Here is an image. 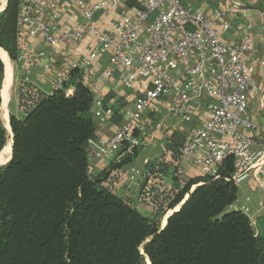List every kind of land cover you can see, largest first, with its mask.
<instances>
[{"label":"trees","instance_id":"trees-1","mask_svg":"<svg viewBox=\"0 0 264 264\" xmlns=\"http://www.w3.org/2000/svg\"><path fill=\"white\" fill-rule=\"evenodd\" d=\"M126 5L141 8L137 0ZM18 13L19 0H6L0 12V50L14 63L20 59ZM2 79L0 60V105ZM62 84L52 94L30 84L18 88L24 116L9 117L11 160L0 170V264H264V230L229 209L237 199L232 157L215 179L191 178L185 187L172 179L167 193L153 194V218L147 217L104 186V174L88 175L89 143L99 126L91 113L94 92L77 69ZM101 102L112 111L111 123L124 122L121 108L127 104L113 91ZM184 143L181 132L171 131L165 162L147 163L145 171L165 177L177 167ZM5 144L0 116V152ZM139 151L133 148L121 165ZM186 195L160 230L156 219Z\"/></svg>","mask_w":264,"mask_h":264},{"label":"built area","instance_id":"built-area-1","mask_svg":"<svg viewBox=\"0 0 264 264\" xmlns=\"http://www.w3.org/2000/svg\"><path fill=\"white\" fill-rule=\"evenodd\" d=\"M125 1L98 0L88 6L85 0H19L18 39L23 35L38 38L49 49L36 56L34 68L59 66L49 94L62 89L74 69L88 75L92 61L104 56L110 57L111 69L104 74L108 80L115 77L128 90L136 81L143 83L113 135L89 143L88 175L96 176L94 163L99 158L114 160L120 152L143 150L151 128L160 127L159 119L171 118L181 123L185 140L180 160L191 159L202 176L215 179L218 168L232 157L234 184L256 175L264 191V85L259 87L254 79L258 70L264 74V43L247 36L237 43L222 39L232 26L227 16L238 12L241 4L234 1L230 9L207 16L185 7L181 0H137L141 8L129 14ZM110 10L118 14L106 21ZM258 16L262 20L264 13ZM248 19L243 13L246 28H250ZM72 20L75 26L67 27ZM84 41L86 57L72 62L60 56L61 46L73 50ZM86 83L94 92L91 113L100 130L112 111L102 108L94 83L87 79ZM71 93L72 89L66 91ZM249 97L257 100L261 125L252 116ZM168 136V132L161 134L158 162L168 156ZM256 139L263 140L256 143ZM180 162L165 177L185 187L187 178ZM120 176L138 186L155 210L152 185L164 177L151 176L144 167L127 168ZM260 211L264 217V204ZM247 219L253 227L255 215L248 214Z\"/></svg>","mask_w":264,"mask_h":264},{"label":"crops","instance_id":"crops-1","mask_svg":"<svg viewBox=\"0 0 264 264\" xmlns=\"http://www.w3.org/2000/svg\"><path fill=\"white\" fill-rule=\"evenodd\" d=\"M97 1L98 0H85V2L88 3V6H91V4L96 3ZM234 1H238L239 4H241V7L239 8L238 12H232V14L227 16L226 19L232 24V26L222 35V39L230 43H237V40L241 36H247L257 43H264V18L260 20L258 16L261 12L264 13V0H181L185 7L187 6L188 8H191L197 12H201L207 16H211L214 11L217 10L224 11L230 9ZM124 6L128 13L132 14L134 7L127 6L126 1ZM243 13L249 18L248 22L250 28H246L244 23L241 21V16ZM117 14L118 10H110L104 19L108 21L116 17ZM74 26V20L67 22V27L73 28ZM87 46L88 45L86 41H84L81 46L73 50L61 46L58 48V51L62 58H66L74 62L86 57ZM18 47L20 59L17 63L10 61L7 56L10 67L11 86L8 91L6 107L9 112L12 101L11 99L14 97L17 108L16 111L14 110L15 112H10L13 116L21 118L24 116V114L18 106V86L21 84H30L38 91L49 94L53 89V81L59 72V66L55 64V66L49 70H46L42 67L34 68L36 56L41 52H47L49 50L48 47L45 46L38 38L33 39L23 35L18 39ZM0 60L3 64V79L1 86L2 94L3 81L5 78V65L1 57ZM92 64L93 66L90 72L88 75H86L88 83H94V91L100 95L101 99L106 93L112 91L117 96V98L122 99V101L127 104L121 108V115L123 116L124 110L127 109L131 104L133 96L132 92H138L141 90L143 83L141 81H136L134 88L128 90L123 88V86L117 81L115 77L112 78V80H108L104 74L106 71L111 69L110 57L104 56L96 58L92 61ZM28 69L30 70L29 75L26 74ZM254 79L259 87L264 85V74H262L261 70H258L255 73ZM249 103L252 116L254 117L256 123L261 125L262 118L257 112V100L251 97L249 99ZM108 119L109 117L106 119L107 121L104 122L102 128L96 131L95 138L108 140V138L111 137L115 130L122 124L111 123ZM159 122L161 123L160 127L151 128V131L147 137V146L144 147L143 150H140L135 157H133L131 163L121 165L125 157L131 156L132 152H120L119 159L114 160L99 158L94 163V174L96 176L104 174L106 177V180L103 182L104 186L110 187L115 192V194H119L121 197L128 198L131 207L137 209L147 217H152L153 212L150 205L143 199L140 188L138 186L129 184L126 179L121 178L120 174L127 168L135 166L139 169H142L147 163L157 161L160 158L158 144L161 141V134L163 132L170 133L174 130L181 132V123L178 120L162 118V120L159 119ZM262 140L256 139V143H261L260 141ZM180 161L181 168L184 170L187 180H190L191 178L204 177L200 174L199 169L193 164L191 159H181ZM258 180V176L251 175L249 178H247V180L236 184L237 199L229 207V209L240 212L244 210L245 213L243 214L246 217L248 214H254L255 224L253 225V228L258 232H262L264 230V217L262 216L260 210L264 204V191L259 186L260 183ZM172 184V180L164 177L159 183L156 184L155 187L160 190V192L164 191L167 193L171 189ZM201 184L202 183L192 185L193 188L191 190H193L197 185ZM186 199H188V196L184 199V201ZM182 203H180L172 212L177 211L181 207ZM171 215L172 213L168 214L166 218L163 219L162 227L165 226L167 218Z\"/></svg>","mask_w":264,"mask_h":264},{"label":"bare ground","instance_id":"bare-ground-1","mask_svg":"<svg viewBox=\"0 0 264 264\" xmlns=\"http://www.w3.org/2000/svg\"><path fill=\"white\" fill-rule=\"evenodd\" d=\"M0 9H2L5 5V0H0ZM0 57L2 58V61L5 65V78L3 81V88H2V100H1V120L3 122V126L6 129V133H8V140L5 144V147L2 150V153L0 155V164H4L11 155V140L9 138V135H11V130L9 127L8 118L6 117L4 109L7 105V99H8V91L11 86V77H10V67L7 59V55L5 52L0 50ZM148 264V261H147Z\"/></svg>","mask_w":264,"mask_h":264},{"label":"rangeland","instance_id":"rangeland-1","mask_svg":"<svg viewBox=\"0 0 264 264\" xmlns=\"http://www.w3.org/2000/svg\"><path fill=\"white\" fill-rule=\"evenodd\" d=\"M5 5H6V0H5ZM5 5H4V8H5ZM4 8H3V10H4ZM2 10V11H3ZM1 11V12H2ZM22 85V84H21ZM19 87V86H18ZM12 101H11V104H10V110H9V112H8V110H7V107L4 109V111H5V114H6V117L8 118V120H9V117L12 115L11 114V112L10 111H12V112H15L16 111V108H17V106H16V103H15V99H14V97H12V99H11ZM15 110V111H14ZM0 116H1V105H0ZM2 121V120H1ZM2 124H3V122H2ZM5 131H6V129H5ZM9 138H10V140H11V135H9ZM7 140H8V133H6V142H7ZM6 164H0V170H1V168H3L4 166H5ZM133 167H135V166H133ZM132 167V168H133ZM131 168V167H130ZM137 168V167H136ZM165 178H167V177H165ZM162 180V178H158V181L160 182ZM156 185H152V192L151 193H153L154 195H161V194H163V192H160V190H158L156 187H155ZM117 196H119V194H116ZM184 199H185V197H184ZM184 199L182 200V202L184 201ZM181 202V203H182ZM180 204V203H179ZM178 204V205H179ZM177 205V206H178ZM176 206V207H177ZM176 207H174L172 210H169L170 212H168V211H166V213H165V215L164 216H161V217H159V218H157L156 219V221H157V224H158V227H159V229L160 228H162V221H163V219L164 218H166V216L168 215V214H170V213H172V211L176 208ZM153 218V217H152ZM140 252H142V248L140 247ZM142 254H143V252H142ZM146 264H147V261H146Z\"/></svg>","mask_w":264,"mask_h":264},{"label":"water","instance_id":"water-1","mask_svg":"<svg viewBox=\"0 0 264 264\" xmlns=\"http://www.w3.org/2000/svg\"><path fill=\"white\" fill-rule=\"evenodd\" d=\"M0 4H1V2H0ZM4 8V7H3ZM3 8L2 9H0V12L3 10ZM12 139H13V136H12V133H11V151H12ZM3 150V149H2ZM1 153H2V151L0 152V155H1ZM11 160V155H10V158L4 163V164H7V163H9V161ZM187 200V199H186ZM186 200L182 203V205L186 202ZM181 205V206H182ZM179 210V209H178ZM177 210V211H178ZM170 217V216H169ZM168 217V218H169ZM168 218H167V220H168ZM166 220V221H167ZM164 228V226L162 227V228H160V230H162ZM148 264H149V262H148Z\"/></svg>","mask_w":264,"mask_h":264}]
</instances>
